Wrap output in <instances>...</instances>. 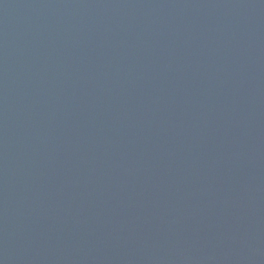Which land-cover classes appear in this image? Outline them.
<instances>
[{"label": "water", "instance_id": "water-1", "mask_svg": "<svg viewBox=\"0 0 264 264\" xmlns=\"http://www.w3.org/2000/svg\"><path fill=\"white\" fill-rule=\"evenodd\" d=\"M0 264H264V0H0Z\"/></svg>", "mask_w": 264, "mask_h": 264}]
</instances>
